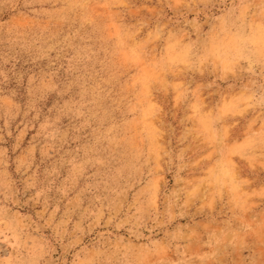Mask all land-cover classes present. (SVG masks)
Listing matches in <instances>:
<instances>
[{"label": "rangeland", "instance_id": "rangeland-1", "mask_svg": "<svg viewBox=\"0 0 264 264\" xmlns=\"http://www.w3.org/2000/svg\"><path fill=\"white\" fill-rule=\"evenodd\" d=\"M0 264H264V0H0Z\"/></svg>", "mask_w": 264, "mask_h": 264}]
</instances>
